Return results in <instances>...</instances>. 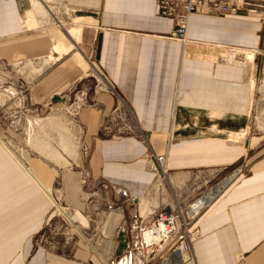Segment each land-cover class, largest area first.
Returning a JSON list of instances; mask_svg holds the SVG:
<instances>
[{
  "label": "crops",
  "instance_id": "crops-1",
  "mask_svg": "<svg viewBox=\"0 0 264 264\" xmlns=\"http://www.w3.org/2000/svg\"><path fill=\"white\" fill-rule=\"evenodd\" d=\"M43 1L50 14L28 26L31 0H0V264H148L139 231L159 211L185 210L208 192L193 222L201 237L181 264H264V132L243 148L223 143L226 134H247L255 86L251 61L224 58L264 50V25L246 14L195 13L180 43L155 0ZM71 95L84 99L74 117ZM17 101L36 117L63 107L69 122L35 123L36 146L44 150L45 134L69 141L79 126L90 149L84 176L58 173L38 153L13 154L3 119ZM151 154L167 158L160 194L161 185L151 190ZM56 194L69 230L83 238L71 256L41 236Z\"/></svg>",
  "mask_w": 264,
  "mask_h": 264
},
{
  "label": "rangeland",
  "instance_id": "rangeland-1",
  "mask_svg": "<svg viewBox=\"0 0 264 264\" xmlns=\"http://www.w3.org/2000/svg\"><path fill=\"white\" fill-rule=\"evenodd\" d=\"M43 11H44L43 15L50 14V12H46L44 9ZM250 16L254 17L252 15ZM256 18L259 20V22L262 25H264V16L256 17ZM247 53L249 54L250 52ZM247 53L243 55L237 53L235 54V52L233 53L231 51L228 53L229 55L225 56L224 59H226L225 61H229L230 59L237 63H240L244 60L250 61L251 59H245ZM251 62L253 64L252 78L255 82V86H254V97L252 102L253 110L251 114V122L249 125L248 132L246 134L247 139H249V136H251L253 133L264 132V50L258 51L257 53L253 52V59L251 60ZM22 66L23 64H19L18 67H14V68L19 72V68H21ZM8 74L11 79H15L18 75L14 72V70L8 71ZM94 76L99 81H101L100 78H102V75L101 76L98 75V77L97 75ZM16 88L17 89L13 87L10 93L12 94L25 93L23 89H19L18 87ZM72 99L73 97L71 95L68 101V106L71 103H73ZM56 109L58 113L55 112L54 116L51 113L50 115H48V113L44 112L43 115L40 114L38 117H36V113L33 112L34 107H32L30 104L27 105L25 101L24 102L22 101V103L20 101H17V103L13 102L11 108L9 109L11 110L10 113L6 115V117L3 119V121H5L7 126V133L5 135L6 138L4 141L7 142V144L10 147V150L19 159H24L38 153L39 155L46 158L49 162H51V164H54L55 165L54 167L58 168L57 169L58 173L61 174L68 173L67 172L68 170L70 173L73 172L74 174L82 172L83 173L82 175L84 176V171H83L84 160L89 156L90 149L84 143L81 137V131L79 129V126H76L74 128V131H71L72 133L69 135V141L64 136L62 138H60L59 136L57 139L52 140L51 134H45L44 147H43L44 150H41L36 146L37 129H35V123L37 121L39 123L40 120L42 123V118H46L50 116L57 117L60 115L61 119L55 120L57 124L59 121L61 124L66 121L69 122L66 116L67 114H65V112L63 111L64 110L63 107ZM41 123H39L40 127H41ZM72 136L74 137V139ZM139 137L140 139H145L146 135H139ZM70 159H74V162L71 161L70 164H68V161H70ZM227 173L225 172L224 175H226ZM194 174H198V173L195 172ZM168 179L169 178L163 179L158 194L161 193V188H163L165 184L168 183ZM167 188L169 187L167 186ZM73 190H76V193L77 191L79 192V190H81L78 181L76 188L73 187ZM52 199L55 201V204L50 214V217L52 216L55 217L47 222L44 230L41 233V236H43L42 237L43 243L46 246L58 247L60 249V252H63L64 254L71 256L74 250L79 249L80 242H83L82 240L83 238L81 236L82 234L79 230H73L71 227L69 230L67 223H65L64 215L67 212L65 209H63L64 208L62 204L63 196L61 197L59 194H56V196L54 195ZM174 247L175 246H173V248L170 246H163L158 252H156V255L154 256L153 260L148 264H161L171 255ZM129 250L131 251L132 254L136 253L134 251L135 249L133 244L130 245ZM143 256L141 255V258ZM126 261L129 262V260L127 259ZM75 263L89 264V262H82V261H76Z\"/></svg>",
  "mask_w": 264,
  "mask_h": 264
},
{
  "label": "built area",
  "instance_id": "built-area-1",
  "mask_svg": "<svg viewBox=\"0 0 264 264\" xmlns=\"http://www.w3.org/2000/svg\"><path fill=\"white\" fill-rule=\"evenodd\" d=\"M155 2L157 15L172 22V31L169 38L180 43L187 41L190 18L195 13L214 16L237 14L256 17L264 16V0H155ZM83 101V98L77 99L76 102L70 105V112L69 110L67 112L74 117L76 110L83 104ZM223 141L225 145L243 148L246 146L248 139L246 138V133L227 134L223 137ZM149 161L151 162L150 169L155 173V180L151 188L155 192L160 187L163 179L167 178V158L165 155L156 156L151 154ZM242 170L243 166H239L227 178H234ZM121 193L123 195L126 194L124 191H121ZM211 193L208 192L196 197L185 210L177 209L174 212L159 211L154 221L148 227L139 231L140 245L146 250V263H150L156 252L169 244H172V248L175 246L171 254L176 250H181L185 253V259L190 260L191 245L201 237L199 228L193 225V222L199 212L205 207L208 201L207 195ZM148 229H161L160 237L157 240L146 243L143 235Z\"/></svg>",
  "mask_w": 264,
  "mask_h": 264
},
{
  "label": "bare ground",
  "instance_id": "bare-ground-1",
  "mask_svg": "<svg viewBox=\"0 0 264 264\" xmlns=\"http://www.w3.org/2000/svg\"><path fill=\"white\" fill-rule=\"evenodd\" d=\"M50 1V0H48ZM45 1L43 0H31V7L29 10H27L26 12V18H27V21H26V24L28 26H32L34 25L35 23H31L33 22L35 19V16L36 15H43L44 14V11L43 9L46 11V12H50V8H48L45 3ZM188 30H189V27H188ZM188 34V32H187ZM142 35V34H141ZM23 43V42H22ZM246 59H253V53H247L246 56H245ZM250 60V61H251ZM69 62V61H68ZM71 69V68H69ZM79 71V70H78ZM64 72V71H63ZM70 74V73H69ZM74 77V76H73ZM55 78V77H54ZM60 78V77H59ZM52 80V79H51ZM50 82V81H49ZM44 85V84H43ZM212 194H208L207 195V198L209 199L211 197ZM54 201V200H53ZM161 229H156V230H150L148 229L147 231H145L144 235H143V239L146 243H150L152 242L153 240H157L159 237H160V233H161ZM185 253H183L181 250H176L173 254H171L164 262H162L161 264H180L185 258Z\"/></svg>",
  "mask_w": 264,
  "mask_h": 264
},
{
  "label": "water",
  "instance_id": "water-1",
  "mask_svg": "<svg viewBox=\"0 0 264 264\" xmlns=\"http://www.w3.org/2000/svg\"><path fill=\"white\" fill-rule=\"evenodd\" d=\"M99 48H100V38L98 39V43H97V51H96L97 58H98V54H99ZM258 68H259V65H258Z\"/></svg>",
  "mask_w": 264,
  "mask_h": 264
}]
</instances>
